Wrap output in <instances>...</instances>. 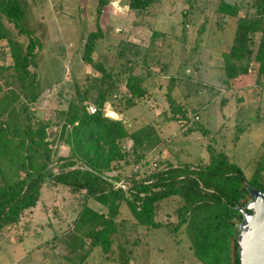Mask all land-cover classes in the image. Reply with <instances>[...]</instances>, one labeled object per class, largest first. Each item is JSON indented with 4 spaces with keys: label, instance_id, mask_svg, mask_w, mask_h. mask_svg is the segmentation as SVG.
Returning a JSON list of instances; mask_svg holds the SVG:
<instances>
[{
    "label": "rangeland",
    "instance_id": "374dc122",
    "mask_svg": "<svg viewBox=\"0 0 264 264\" xmlns=\"http://www.w3.org/2000/svg\"><path fill=\"white\" fill-rule=\"evenodd\" d=\"M18 1L23 24L38 42L35 66L29 67L38 81L32 73L26 75L25 82L31 79L36 87L26 85L27 95L17 106L25 124L31 118L33 128H45V148L55 171L63 164L61 158L75 151L72 137L79 121L67 124L69 109L77 105L94 114L104 95L102 112L121 121L127 131L120 140L124 156L106 173L119 177L120 184L147 178L172 161L206 162L211 143L251 177L264 154V77L259 79L252 59L233 56L229 62L225 52L230 51L239 18L262 14L261 0H148L146 7L109 0L101 15L102 37L96 40L93 64L84 61L83 51L89 33L97 29L98 0ZM223 1L240 6L236 17L220 16ZM0 23L1 33L26 51L29 38L1 13ZM202 24L205 31L199 32ZM260 38V33L252 36L255 48ZM9 42L0 39V96L17 89L22 80ZM230 66L237 75L231 74ZM129 84L145 93L135 95ZM36 91L39 97L29 100ZM178 106L186 112L185 120L171 119L182 116ZM191 127L208 128L210 134L190 132ZM82 146L87 151L89 143ZM15 172L23 173L19 167L0 165V177H14ZM85 203L106 212L85 191L75 194L65 186L45 184L37 205L3 229L0 264H68L64 235ZM180 203L178 196L161 202L159 220L177 224ZM137 230H127L131 242L140 240L136 246L126 244L132 248L123 254L128 264H200L189 249L184 227L174 234L165 228ZM120 261L106 260L100 248L88 259L90 264H126Z\"/></svg>",
    "mask_w": 264,
    "mask_h": 264
},
{
    "label": "trees",
    "instance_id": "16d2710c",
    "mask_svg": "<svg viewBox=\"0 0 264 264\" xmlns=\"http://www.w3.org/2000/svg\"><path fill=\"white\" fill-rule=\"evenodd\" d=\"M130 1L137 7L148 5V0ZM261 2L259 18L255 15L239 18L230 51L225 52L229 62L233 56L256 62L255 71L259 79L264 77V0ZM108 3L109 0H98L97 29L89 33L83 51V59L89 64L94 63L92 53L96 40L102 37L100 19ZM240 10L239 5L225 1L218 7L221 17H236ZM0 13L29 38L26 51H22L21 44L11 41L10 35L0 30V39L10 40L14 69L22 79L17 89L0 96V165L19 167L23 171L22 174L15 172L14 177H0V239L3 229L18 223L26 210L37 205L43 186L52 183L65 186L75 194L85 191L106 209V212H100L85 203L73 228L64 235L67 247L64 258L68 264H90L88 259L95 248H100L108 261L121 262L122 258L128 264L123 254L131 253L132 248L128 249L126 244L136 246L140 243V240L131 242L128 231H138L143 227L165 228L172 234L184 227L190 242L189 249L200 264H239L235 242L237 223L241 220L238 207L249 200V186L264 192V154L251 177H247L239 164L230 160L225 152L217 151L211 143L208 147L210 157L206 162L176 165L172 161L167 169L147 178L126 180L120 184L122 180L119 177L106 173L113 168L114 161L124 156L120 140L127 136V131L121 121L104 115L105 99L102 95L100 108L94 114L77 105L69 109L67 124L75 125L79 121L72 137L75 151L71 156L61 158L63 164L55 171L49 162L50 152L45 148V128H33L31 118L25 124L17 106L20 97L27 95L25 86L31 84L32 88L36 87L31 79L30 82L25 81L26 75L32 73L29 67L35 66L38 42L23 24L24 11L18 0H0ZM204 31L205 24H202L199 32ZM255 33L261 34L257 48L252 45ZM228 69L234 70V66ZM231 74L237 75L235 70ZM32 77L36 83V73H32ZM130 87L135 95L145 93V90L137 91L132 85ZM39 94L36 91L27 98L37 99ZM173 103L176 104L175 101ZM178 108L182 116L171 119L185 120L186 112L181 111V106ZM199 129L204 135L210 134L208 128ZM199 129L191 127L189 131ZM84 142L89 143L87 151L83 150ZM173 196L181 199L175 225L158 218L160 203Z\"/></svg>",
    "mask_w": 264,
    "mask_h": 264
},
{
    "label": "water",
    "instance_id": "95a60500",
    "mask_svg": "<svg viewBox=\"0 0 264 264\" xmlns=\"http://www.w3.org/2000/svg\"><path fill=\"white\" fill-rule=\"evenodd\" d=\"M250 197L239 206L236 245L239 264H264V192L249 186Z\"/></svg>",
    "mask_w": 264,
    "mask_h": 264
}]
</instances>
